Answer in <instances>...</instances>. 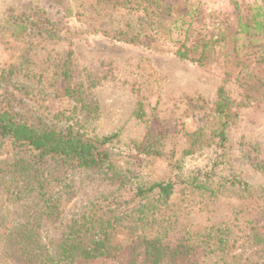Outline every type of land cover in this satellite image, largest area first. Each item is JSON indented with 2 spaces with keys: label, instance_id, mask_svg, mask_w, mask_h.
Segmentation results:
<instances>
[{
  "label": "rangeland",
  "instance_id": "rangeland-1",
  "mask_svg": "<svg viewBox=\"0 0 264 264\" xmlns=\"http://www.w3.org/2000/svg\"><path fill=\"white\" fill-rule=\"evenodd\" d=\"M244 7L208 0H0L2 105L29 123L62 130L74 123L97 139L117 134L104 146L113 165L108 175L101 167L63 168L40 194L21 196H10L19 185L7 168L9 143L0 137V264L20 262L7 251L16 244L11 231L26 216L53 254L64 227L87 213L112 219L106 231L119 257L74 264H143L141 249L133 252L138 244H128L161 227L169 228L168 247L184 250L182 259L179 252L163 264H264V241L258 245L253 235L264 237V94L244 85L264 77V50L246 62L237 51V18L250 11ZM223 28L226 40L219 38ZM209 39L216 42L201 63L175 55ZM198 51L196 44L189 54L194 59ZM64 63L68 86L77 90L72 96L62 89ZM219 87L232 103L225 141L214 133ZM90 101L98 104L95 118L80 107ZM155 182L173 183L168 199L157 202L153 191L133 198L137 186ZM143 203L153 206L146 217L137 212ZM217 229L228 232L227 244L213 251L207 234Z\"/></svg>",
  "mask_w": 264,
  "mask_h": 264
},
{
  "label": "trees",
  "instance_id": "trees-1",
  "mask_svg": "<svg viewBox=\"0 0 264 264\" xmlns=\"http://www.w3.org/2000/svg\"><path fill=\"white\" fill-rule=\"evenodd\" d=\"M147 2L148 0H145V3ZM233 5L237 4L233 3ZM169 8L170 4H163L166 13L170 12ZM244 8L250 11L245 17L237 18L236 34L233 39L237 41V51L242 53L241 59L246 62L256 55L257 50H264V0L260 5ZM224 31L225 28L222 29L219 37L222 40H226V36H228L224 35ZM261 38H263L262 41ZM215 42L216 40L212 41L210 39L205 42H196L197 46L200 45V51L197 52L194 59L189 52L190 50L194 52L196 44L190 50L188 48H184L182 51L177 50L175 55L181 59L201 63L202 59L207 56V50ZM261 45H263V50ZM262 57H264V54ZM225 73L228 74V71H225ZM60 74L61 80L65 82L62 87L64 94L72 96V93L77 90L68 86L69 76L71 75L68 63L61 66ZM244 85L248 87V90L261 88V92L264 94V77L259 78L256 76L252 82L246 81ZM231 105V100L225 94L223 87H219L214 107V111L218 116L214 133L221 141L226 139L225 128L232 116L229 108ZM80 107L86 116L93 115L92 117L95 118L98 115V104L94 101H90L89 104L81 103ZM72 125L74 123L68 124L62 130L45 124L29 123L19 118L11 108L5 107L0 102V137L7 140L13 154V162H10V166L8 165L7 168L11 169L13 173L11 180H16L19 185L15 192H11L10 196L27 195L32 192L40 194L41 191H44L47 182L51 183L57 180L60 174L58 170L63 168L101 167L107 175L111 173L113 165L104 146L111 142L117 134L104 135L97 139L85 136L83 132L75 129ZM152 191L159 198L157 202L162 199L166 200L172 194L173 183L155 182L148 187L139 185L135 188L133 198L144 199L145 194ZM46 205L47 214L50 215V213H53V208L47 203ZM146 206L152 205L148 203L139 204L137 207L138 214L143 213V210H145L144 217H146V212L149 209ZM39 211L40 214L45 212L42 209H39ZM37 213L35 211L31 220L35 218ZM99 218L87 213L66 225L62 230V234H60L61 236L54 244L55 248L51 251L53 254H50L49 250L37 241V227L32 222H28L29 217L26 216V220L20 222L14 235L12 234L14 229L11 231V238L16 240V244L7 252L13 259L20 261L15 262L16 264H74L80 259L119 257V244L114 240H110L106 231L108 227L112 226V219L103 220ZM143 219V217L137 216L136 221L142 222ZM147 223H149L148 219L141 227L144 229ZM132 228L137 229V226L135 225ZM168 229L161 227L154 234L139 236L136 240L130 242L128 247L132 249L138 244L133 252L137 247L141 249L143 264H163L166 257H176L179 252H182L179 256L182 259L184 250L181 248L183 247L177 245L171 249L165 242ZM227 235L228 232L224 233L221 229H217L215 233L209 232L207 237L214 240L212 243L216 245L211 250L225 247ZM253 235L257 237V244L263 243V236L255 233ZM202 239L211 241L203 237Z\"/></svg>",
  "mask_w": 264,
  "mask_h": 264
},
{
  "label": "built area",
  "instance_id": "built-area-1",
  "mask_svg": "<svg viewBox=\"0 0 264 264\" xmlns=\"http://www.w3.org/2000/svg\"><path fill=\"white\" fill-rule=\"evenodd\" d=\"M216 5H223V4H237V5H244V6H257L262 3L263 0H208Z\"/></svg>",
  "mask_w": 264,
  "mask_h": 264
}]
</instances>
